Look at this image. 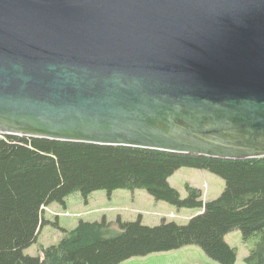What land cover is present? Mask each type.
Listing matches in <instances>:
<instances>
[{"label":"water","instance_id":"1","mask_svg":"<svg viewBox=\"0 0 264 264\" xmlns=\"http://www.w3.org/2000/svg\"><path fill=\"white\" fill-rule=\"evenodd\" d=\"M0 134L264 157V0H0Z\"/></svg>","mask_w":264,"mask_h":264},{"label":"trees","instance_id":"2","mask_svg":"<svg viewBox=\"0 0 264 264\" xmlns=\"http://www.w3.org/2000/svg\"><path fill=\"white\" fill-rule=\"evenodd\" d=\"M181 167L206 170L225 182L223 192L204 202L198 188L186 185L182 199L168 179ZM145 190L177 208H198L186 225H142L79 221L63 229L62 239L24 254L40 232L43 209L66 206L78 193L85 201L105 190ZM239 230L248 246L244 264H264V157L223 159L192 154L64 142L0 134V264H120L137 256L186 245L199 246L220 264H235L236 249L225 236Z\"/></svg>","mask_w":264,"mask_h":264},{"label":"rangeland","instance_id":"3","mask_svg":"<svg viewBox=\"0 0 264 264\" xmlns=\"http://www.w3.org/2000/svg\"><path fill=\"white\" fill-rule=\"evenodd\" d=\"M169 185L176 189L182 199L187 196L186 185L198 188L204 202L220 196L225 188L224 180L209 171L181 167L168 179ZM66 206L51 203L43 209V220L36 241L23 252L36 256L41 246L57 244L63 237V229H74L79 221L100 222L105 219L115 225L117 219L122 222L139 220L142 225L157 226L162 220L186 225L196 215L198 208H177L169 203L156 200L145 190L129 191L118 189L108 194L97 190L83 200L75 193L65 200ZM116 228V225L113 226ZM229 246L236 249L235 264H244L248 246L243 243L239 230L230 231L225 236ZM120 264H220L209 258L196 245H186L178 249L151 253L145 256L131 257Z\"/></svg>","mask_w":264,"mask_h":264},{"label":"crops","instance_id":"4","mask_svg":"<svg viewBox=\"0 0 264 264\" xmlns=\"http://www.w3.org/2000/svg\"><path fill=\"white\" fill-rule=\"evenodd\" d=\"M199 212L197 211V213L196 214H198Z\"/></svg>","mask_w":264,"mask_h":264}]
</instances>
